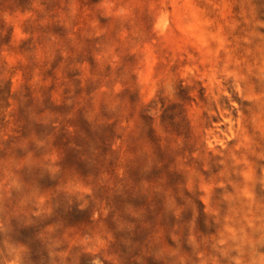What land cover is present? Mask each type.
Instances as JSON below:
<instances>
[{"label":"rangeland","instance_id":"obj_1","mask_svg":"<svg viewBox=\"0 0 264 264\" xmlns=\"http://www.w3.org/2000/svg\"><path fill=\"white\" fill-rule=\"evenodd\" d=\"M264 264V0H0V264Z\"/></svg>","mask_w":264,"mask_h":264},{"label":"clouds","instance_id":"obj_2","mask_svg":"<svg viewBox=\"0 0 264 264\" xmlns=\"http://www.w3.org/2000/svg\"><path fill=\"white\" fill-rule=\"evenodd\" d=\"M94 264H100L99 260L94 261Z\"/></svg>","mask_w":264,"mask_h":264}]
</instances>
